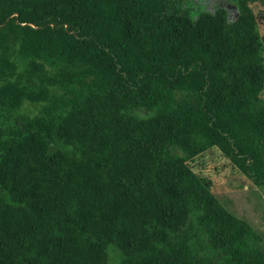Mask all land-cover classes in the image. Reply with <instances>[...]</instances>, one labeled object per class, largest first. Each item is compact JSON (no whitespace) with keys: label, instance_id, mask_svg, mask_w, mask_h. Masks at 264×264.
<instances>
[{"label":"trees","instance_id":"trees-1","mask_svg":"<svg viewBox=\"0 0 264 264\" xmlns=\"http://www.w3.org/2000/svg\"><path fill=\"white\" fill-rule=\"evenodd\" d=\"M261 23L264 0H0V264H264L213 189L264 183Z\"/></svg>","mask_w":264,"mask_h":264},{"label":"rangeland","instance_id":"rangeland-1","mask_svg":"<svg viewBox=\"0 0 264 264\" xmlns=\"http://www.w3.org/2000/svg\"><path fill=\"white\" fill-rule=\"evenodd\" d=\"M264 32V24L259 25ZM264 99V97H263ZM214 180V192L221 202L237 215L247 219L252 226L260 232L264 246V183L250 185L241 178H236L231 171H221ZM215 176V177H216Z\"/></svg>","mask_w":264,"mask_h":264}]
</instances>
